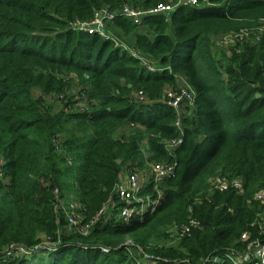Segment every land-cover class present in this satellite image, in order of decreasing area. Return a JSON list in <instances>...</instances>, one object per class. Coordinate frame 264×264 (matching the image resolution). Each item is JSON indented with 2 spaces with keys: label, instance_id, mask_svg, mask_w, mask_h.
Returning a JSON list of instances; mask_svg holds the SVG:
<instances>
[{
  "label": "trees",
  "instance_id": "16d2710c",
  "mask_svg": "<svg viewBox=\"0 0 264 264\" xmlns=\"http://www.w3.org/2000/svg\"><path fill=\"white\" fill-rule=\"evenodd\" d=\"M157 1L166 0H0V264H140L136 249L154 264H202L224 249L241 255L250 238L264 241L257 224L264 205L253 198L264 185V34L221 57L210 50L211 35L264 16V0L178 4L138 26L114 17L110 24L132 47L155 59L154 70L112 39L69 26L100 6ZM69 73L85 94L82 110L46 101L67 89ZM177 74L194 94L171 153L163 139L176 134L175 112L161 96ZM132 89L146 99L131 97ZM172 160L158 197L150 179L138 192L156 202L118 217L120 170ZM215 174L242 186L212 187ZM55 192L77 197L82 217L74 226L89 223L86 234L65 232ZM107 201V212L93 218ZM44 239L58 241L28 253L6 249Z\"/></svg>",
  "mask_w": 264,
  "mask_h": 264
},
{
  "label": "built area",
  "instance_id": "2783aa9c",
  "mask_svg": "<svg viewBox=\"0 0 264 264\" xmlns=\"http://www.w3.org/2000/svg\"><path fill=\"white\" fill-rule=\"evenodd\" d=\"M210 3V0H166V1H157L155 4L148 7H139L134 6L129 3H122L114 9H109L106 6H100L92 10L91 15L88 18H75L69 22V26L77 31H85L87 33H95L104 38H110L115 44L121 45L132 55L136 56L140 64L143 65L148 70H154L158 67L156 62L150 60L149 57L143 56L139 51L130 48L124 44H120L114 40L106 28V25L111 23L113 18L120 16L135 25H140L143 17L148 14L154 13H163L168 14L176 5L178 4H190V5H203ZM250 28H241L238 31L228 32L231 34L232 38H245L247 32ZM264 34V30L253 36L254 39L260 34ZM180 75V74H179ZM174 88L172 91H163L161 99L166 104L170 105L175 112V118L173 119V125L176 129V134L168 139H163L164 147L169 151L173 152L175 146L180 143L182 135V123L181 118L178 114V107L182 105L183 102L186 104L192 105L193 100V90L191 86L187 83L185 87H170ZM60 95V94H59ZM131 97L139 99L141 101L145 100V96L141 89H132L130 91ZM77 110H82L85 108V104L81 101L75 102ZM130 126H133L130 122ZM150 166V171L148 177L141 181L139 179V169L133 167H125L120 170L115 184V194L120 201V204L117 209V216L122 219H127V217L134 212H141L147 208L149 204H154L157 200V197L160 195V188L158 183L165 176H170L173 174V169L175 166V161H147ZM152 180V187L156 191L157 197H152L149 194L140 195L138 192L141 187L148 181ZM210 185L219 190L232 187L236 190H239L242 186L241 180L238 177L228 178L222 174H215L210 177ZM253 198L260 201L264 205V185L259 187L253 192ZM112 201H107L101 205L98 211L94 214L93 218L105 214ZM54 205L57 208H61L64 215L65 224L74 225L82 217L81 211H79V202L77 197L71 192H63L59 194L55 192ZM257 224L259 226V231L264 233V209L257 213ZM89 223H84L81 227H78L77 230L81 234H86ZM241 238L245 239L247 237L246 232L241 233ZM56 240H47L44 239L40 243L34 244L31 246L16 245L12 243L6 246V249L14 250L16 253H28L32 250L39 248H54L57 244ZM247 249L241 255L234 254L231 250H221L219 252L213 253L205 258V261L202 264H213L214 262L226 261L229 264H238L243 260L247 261L248 264H264V241L258 239L257 237L250 238L247 242ZM98 248L102 252H107L108 248L99 244ZM9 250V251H10ZM136 258L140 264H154L155 259L147 255L144 252H141L140 249L135 251ZM161 264V263H159ZM185 264V263H177Z\"/></svg>",
  "mask_w": 264,
  "mask_h": 264
},
{
  "label": "rangeland",
  "instance_id": "374dc122",
  "mask_svg": "<svg viewBox=\"0 0 264 264\" xmlns=\"http://www.w3.org/2000/svg\"><path fill=\"white\" fill-rule=\"evenodd\" d=\"M170 1H174V0H170ZM168 16V15H167ZM166 16V17H167ZM168 18V17H167ZM106 28L108 30V33L114 37V40L117 41L120 44H124L130 48H132V45L126 40V36L123 35L120 30H118L114 25L112 24H107ZM250 30L247 32V34L245 35V38H232L231 34L228 33H222V34H218V35H211L210 36V50L211 52L214 54L215 57H221L222 54H227L228 50H230V48L236 44V43H241L244 41H249L252 42L254 41V37L257 34L261 33L264 30V16H260L258 19H256L255 21L250 23ZM133 49L139 51L137 48ZM140 54H142L143 56H145V54L142 51H139ZM150 60L153 62H156L155 59L150 57ZM64 78L67 79V89L65 91H63L62 94L58 95L57 97H55L54 95H50V96H46L47 99L46 101L49 102L53 108H59V107H64L66 109L69 110H75V108H77L75 102L76 101H81L83 102V104H87L86 100H85V94L80 91V88L78 87L77 81L74 78L73 75L67 74L64 76ZM187 84L186 80L184 79L183 76L181 75H176L175 77V85H165L163 91H172L174 90V88H170V87H185ZM31 93L32 95H37L38 91L35 87L31 88ZM66 103V105L64 106L63 104ZM178 114L181 118L182 115H189L191 112V105L186 104L185 102L182 103L181 106L178 107L177 109ZM149 171H150V166L148 165V163H145L144 166L142 168L139 169V179L141 181H144L148 175H149ZM65 229V232L68 231H74L76 230V228L78 227V225H68V224H64L63 226ZM172 237H174V235H172ZM41 255L45 254L43 251L42 253H40ZM33 261V260H32Z\"/></svg>",
  "mask_w": 264,
  "mask_h": 264
},
{
  "label": "crops",
  "instance_id": "0c3cea01",
  "mask_svg": "<svg viewBox=\"0 0 264 264\" xmlns=\"http://www.w3.org/2000/svg\"><path fill=\"white\" fill-rule=\"evenodd\" d=\"M177 75H179V74H177ZM238 264H248V262L245 261V260H243L242 262H240V263H238Z\"/></svg>",
  "mask_w": 264,
  "mask_h": 264
}]
</instances>
